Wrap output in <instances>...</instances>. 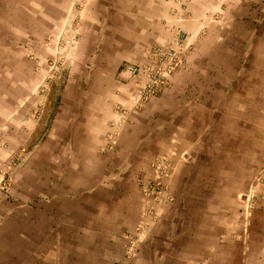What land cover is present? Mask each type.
<instances>
[{
  "label": "crops",
  "instance_id": "obj_1",
  "mask_svg": "<svg viewBox=\"0 0 264 264\" xmlns=\"http://www.w3.org/2000/svg\"><path fill=\"white\" fill-rule=\"evenodd\" d=\"M155 45L183 63L109 137ZM0 169V264H264V0H0Z\"/></svg>",
  "mask_w": 264,
  "mask_h": 264
},
{
  "label": "built area",
  "instance_id": "obj_2",
  "mask_svg": "<svg viewBox=\"0 0 264 264\" xmlns=\"http://www.w3.org/2000/svg\"><path fill=\"white\" fill-rule=\"evenodd\" d=\"M182 39L183 34L179 33L174 40L177 47L181 46ZM183 60L182 51L169 46L155 45L148 51L146 60L142 64L125 67L126 77L136 80L137 97L131 111L116 106V112L120 114V119L115 123L114 131L109 134V137L117 133L120 124L129 120L136 109L167 86L169 77L183 63ZM151 166L157 175H166L168 173L169 163L164 159L154 160ZM0 175V191L2 192L8 188L9 177L3 172V169H0ZM255 185L259 186V189L255 194L249 195L244 206V212L246 213H251L257 206L264 204V177L258 178ZM139 186L142 195L150 200H156L159 192L163 189L161 183L154 179H149L145 182L139 180ZM147 214L151 219L155 218V214L151 209L147 210ZM125 241L128 254L135 246L136 236L126 235Z\"/></svg>",
  "mask_w": 264,
  "mask_h": 264
},
{
  "label": "rangeland",
  "instance_id": "obj_3",
  "mask_svg": "<svg viewBox=\"0 0 264 264\" xmlns=\"http://www.w3.org/2000/svg\"><path fill=\"white\" fill-rule=\"evenodd\" d=\"M59 61H61V58H59L58 60L56 59L55 61H48V65L50 64L51 69H52L53 71H56V69H58V67H59V65H60ZM56 72H58V71H56ZM56 76H57V73L52 74L51 80H54ZM48 80H49V82L51 81V80H50V77H48ZM46 81H47V80H46ZM49 82H47V85L50 84ZM8 187H9V186H8ZM2 192L4 193V192H6V191L4 190V191H2ZM0 195H1V191H0Z\"/></svg>",
  "mask_w": 264,
  "mask_h": 264
}]
</instances>
